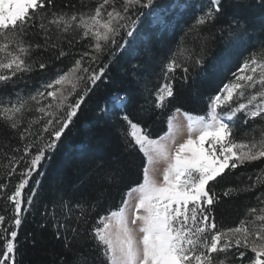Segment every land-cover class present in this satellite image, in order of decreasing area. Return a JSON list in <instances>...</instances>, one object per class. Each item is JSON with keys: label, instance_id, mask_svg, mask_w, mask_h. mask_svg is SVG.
<instances>
[{"label": "snow or ice", "instance_id": "6c2138e0", "mask_svg": "<svg viewBox=\"0 0 264 264\" xmlns=\"http://www.w3.org/2000/svg\"><path fill=\"white\" fill-rule=\"evenodd\" d=\"M185 7L184 0H176L169 8H161L158 0H98L94 11L69 13L56 11L54 0H0V83L4 85L15 83L13 77L20 80L37 69L47 70L68 56L62 44L67 40L69 49L74 45L64 34L82 31L79 39L91 41L90 51L80 53L67 71L58 69L55 78L35 93L0 97V120L17 131L21 141L12 149L19 155H11L5 165L10 166L6 176H18V182L10 194L0 191L5 211L8 203L12 205L7 226L5 215H0V264H16L18 230L37 194L30 181L40 184L33 180L34 174H43V164L55 153L89 93L104 81L116 53L127 49L145 21L150 27L167 25L169 16ZM225 10V0H211L210 7L197 16L185 35L195 34L201 54L181 61L177 56L188 51L181 49L169 59L163 68L166 82L153 93L155 109L167 108L175 98L178 79L187 82L188 62L203 64L200 33ZM177 69L183 76H176ZM233 77L211 98L206 114L183 113L187 138L179 144L174 115L168 116V131L152 138L149 128L134 122L125 111L129 97L118 93L110 97L103 111L124 122L126 128L120 134L126 147L133 152L138 149L146 159L142 181L128 189L118 210L98 216L92 225L89 215L95 204H71L63 197L59 204L53 203L49 215L56 237L71 253L64 264H264V206L250 208L234 227H218L214 216V205L220 202L216 188L228 173L238 165L264 159V131L251 141H237L234 136L238 122L264 120V49L245 59ZM32 112L38 115L25 120V114ZM24 123L27 126L21 131ZM160 162L165 167L157 175L155 165ZM102 179L120 184L125 178L118 171L105 170ZM258 186H264V169L250 185L226 188L223 196ZM8 188V183H0V190ZM133 194L134 202L129 199ZM257 199L264 205V200ZM85 237L94 241L92 257L78 250Z\"/></svg>", "mask_w": 264, "mask_h": 264}, {"label": "trees", "instance_id": "16d2710c", "mask_svg": "<svg viewBox=\"0 0 264 264\" xmlns=\"http://www.w3.org/2000/svg\"><path fill=\"white\" fill-rule=\"evenodd\" d=\"M97 2L54 0L56 11L69 13L94 11ZM158 2L161 8H168L175 0ZM184 3L186 7L177 14L170 24L172 27H150L145 21L138 28L135 39L130 40L127 49L116 53L104 81L98 82V86L89 93L55 153L43 164L40 169L43 174H34L33 180H39L40 184L35 185L30 181V185L37 189V194L32 211L26 214L18 230V251L14 257L16 264H64L65 260L71 259V253L64 248L62 240L57 239L49 215L53 203L59 204L60 197L71 204L87 202L86 207L95 204V207L90 208L89 225H92L98 216L107 215L110 210H118L128 189L142 181L145 157L138 149L133 152L126 147L120 134L126 128L124 122L118 116L103 111L108 107L113 94L129 97L125 111L134 122L147 126L152 138H158L167 131L168 116L176 108L194 115L206 114L211 98L224 83L234 78L233 73H238L244 60L264 49V3L261 0H225L224 13L215 24L205 26L200 33L204 44L203 64L193 66L188 62L190 71L187 82L178 79L174 85L175 98L167 108L155 109L153 93L166 82L163 68L169 59L181 49L188 50L183 56H177L181 61L189 55L201 54L200 43L193 39L195 34L186 36L185 33L195 23L197 16L207 10L204 7L205 0H184ZM64 35L73 40L74 45L69 49L67 40L62 44L65 51L70 52L68 56L55 61L47 70L37 69L20 80L13 77L15 83H0V97L14 99L16 94L27 96L35 93L42 84L55 78L58 69L67 71L80 53L90 51L88 45L91 41L79 39L82 31ZM36 39L42 42L39 37ZM176 76H183L180 69H177ZM35 115L38 113H26L25 120ZM26 126V123L22 124L20 130ZM262 131L264 120L256 118L247 124L238 122L234 136L237 141H251L260 138ZM19 146L21 141L18 132L0 120V183L9 184L8 189L0 191L8 194L14 191L18 176L7 177L6 172L10 171V166L5 165L11 155H19L12 151ZM261 169H264V159L238 165L217 186L220 202L214 205V216L218 227H234L245 218L250 208L259 209L264 206L257 199L260 197L264 200V186L223 196L226 188L250 185ZM105 170L118 171L124 176V182L113 184L103 180ZM24 191L29 194L27 188ZM4 206L5 200L0 198V215H5L7 226L12 205L8 203V211H5ZM46 209L49 211L46 212ZM74 211L79 214V209ZM56 212L62 217L59 208ZM80 244L82 246L78 250L85 257L95 255L94 241L85 237ZM9 264L12 262L9 261Z\"/></svg>", "mask_w": 264, "mask_h": 264}, {"label": "rangeland", "instance_id": "374dc122", "mask_svg": "<svg viewBox=\"0 0 264 264\" xmlns=\"http://www.w3.org/2000/svg\"><path fill=\"white\" fill-rule=\"evenodd\" d=\"M176 2V0H175ZM174 2V3H175ZM210 3H211V0H205V3H204V7L205 8H208L210 6ZM169 8V7H168ZM181 10L177 9L176 13H174L171 18L169 19V23L167 25H161V28H163L164 26H169L172 22H174L173 20L175 19V17L177 16V14L180 12ZM171 26V25H170ZM172 27V26H171ZM241 39L243 40H247L246 37H242ZM51 99V98H49ZM183 113L184 111H181L180 113H176L174 111V113L172 115L175 116V120H174V123L175 124H178L179 125V132L177 133L176 135V143L179 144V143H182L186 138H187V128H186V124H187V121L185 119V117L183 116ZM167 131H168V124H167ZM165 131V132H167ZM164 132V133H165ZM163 133V134H164ZM162 134V135H163ZM159 138V137H158ZM259 139V138H258ZM156 169L158 170L157 171V175H159V172L162 171V169L165 167L164 163L163 162H160L158 163L157 165H155ZM132 202H134V199H135V194H133V197L129 198Z\"/></svg>", "mask_w": 264, "mask_h": 264}]
</instances>
